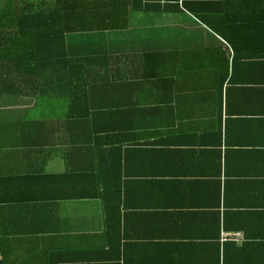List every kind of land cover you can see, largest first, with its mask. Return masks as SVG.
Instances as JSON below:
<instances>
[{
  "label": "crops",
  "instance_id": "0c3cea01",
  "mask_svg": "<svg viewBox=\"0 0 264 264\" xmlns=\"http://www.w3.org/2000/svg\"><path fill=\"white\" fill-rule=\"evenodd\" d=\"M101 2L128 26L66 35L73 104L0 98V264H264V25Z\"/></svg>",
  "mask_w": 264,
  "mask_h": 264
},
{
  "label": "trees",
  "instance_id": "16d2710c",
  "mask_svg": "<svg viewBox=\"0 0 264 264\" xmlns=\"http://www.w3.org/2000/svg\"><path fill=\"white\" fill-rule=\"evenodd\" d=\"M101 1L46 0L40 6L50 7L51 12L39 13L31 10L37 6L32 0H0V98L38 97V102H42L45 95L57 97L69 91L73 104L76 93L73 76L88 69L85 62L68 57L66 35L122 30L128 26L127 9L116 13L107 8L91 13L88 8ZM114 1L105 0L101 4ZM220 1L228 7L225 13L242 10L233 16L222 14V21L264 25V0ZM72 107L67 109L68 116L74 113Z\"/></svg>",
  "mask_w": 264,
  "mask_h": 264
}]
</instances>
